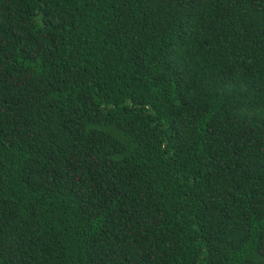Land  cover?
<instances>
[{
  "label": "trees",
  "instance_id": "obj_1",
  "mask_svg": "<svg viewBox=\"0 0 264 264\" xmlns=\"http://www.w3.org/2000/svg\"><path fill=\"white\" fill-rule=\"evenodd\" d=\"M0 264H264V0H0Z\"/></svg>",
  "mask_w": 264,
  "mask_h": 264
}]
</instances>
